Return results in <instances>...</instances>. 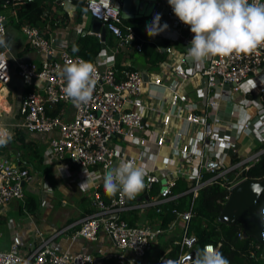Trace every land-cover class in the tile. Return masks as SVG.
Listing matches in <instances>:
<instances>
[{
  "label": "built area",
  "instance_id": "built-area-1",
  "mask_svg": "<svg viewBox=\"0 0 264 264\" xmlns=\"http://www.w3.org/2000/svg\"><path fill=\"white\" fill-rule=\"evenodd\" d=\"M32 1L4 0L1 4L4 8L17 7ZM85 6L89 15L115 37L111 57L88 60L57 49L53 36H46L33 24H20L29 48L43 58L38 62L17 61V74L25 80H40L43 85L23 95L16 109L14 104H8V110L0 107V125L7 127L12 137L18 132L51 133L43 154L44 162L61 180L76 184L83 192L90 193L92 199V212L64 230L76 226L72 239L88 241H96L102 231L111 239L112 249L98 256L81 251L58 253L49 246L51 238L39 233V242H34L29 249L22 250L18 242H13L0 250V264H102L106 259H113L117 264H145L144 257L165 229L158 222L129 223L122 217L123 212L154 208L156 213H161L164 204L176 198L172 188L179 179L186 181L188 188L184 192H191L193 198L213 183L226 186L230 193L235 184L246 179L242 172L264 152L261 148L250 155L233 158L238 153L235 138L241 132L257 135L264 141V46L251 54L212 56L197 64L185 59L194 34L170 7L166 14L168 27L157 36L181 43L184 51L180 56L182 66L172 70L175 78L164 82L161 74L138 69L130 62L116 63V55L123 50L142 51V40L112 0H86ZM6 23V15L0 13L4 35ZM4 51L2 48L0 54ZM165 51L174 53L171 46H166ZM76 59L92 62L97 74L91 101L79 107L65 96V81L60 75L65 64ZM163 64V68H169L168 63ZM10 68L8 58L6 68L0 70L4 72H0V90L6 88V92ZM190 72L195 74L196 85L205 94L203 110L185 89ZM147 89L157 90L152 97L160 103L148 99L151 94ZM226 104H230V109ZM243 104L255 107L257 113L246 114L242 111ZM10 113L13 116L8 121ZM150 113L159 114V128L146 123ZM7 145L0 146V214L12 201L24 204L26 186L34 180L31 169L15 161ZM123 160H135L145 168L143 194L129 199L117 193L104 201L98 191L103 175ZM231 174L234 177L229 181ZM154 185L159 188L152 195ZM41 186L45 194L52 192L47 180ZM177 216L184 222L179 243L190 249L196 243V237L186 232L192 211L186 210ZM174 223L175 220L169 227ZM208 245L216 249L211 243L204 244L202 249ZM169 260L172 259L159 258L157 264H166Z\"/></svg>",
  "mask_w": 264,
  "mask_h": 264
},
{
  "label": "crops",
  "instance_id": "crops-1",
  "mask_svg": "<svg viewBox=\"0 0 264 264\" xmlns=\"http://www.w3.org/2000/svg\"><path fill=\"white\" fill-rule=\"evenodd\" d=\"M3 1L4 0H0V13L5 14L7 17L6 28L8 29V32L5 38L10 40L13 43V47L11 48L10 53L14 52L18 57L22 58L26 55V52H27V55L30 56V59H26V60H32L34 62L40 61L43 58V55L29 48V46L26 43L25 37H22V39H20V42L16 40L17 43L16 41L13 40V37H10V34L13 31L12 27L14 25L18 26L19 19L16 13L18 7L8 6L4 8L1 4ZM77 1L79 0H44L42 3L40 23L36 27H38L40 31L43 32L46 36L51 35L54 37L55 39L54 46L57 49L68 50L88 60L98 61L103 58H110L112 47L115 45V42H116L115 37L110 32L107 31L105 42L102 45L99 35L91 31V23H92L93 18L89 15L86 9V6L85 5L80 6L77 3ZM14 12L16 14H14ZM152 19L153 18L151 17H144L140 19H137V18L125 19V20H131L136 26V29L130 23L126 21L125 22L131 25L135 29L138 37L141 40L152 42L153 44L156 45L158 49L163 51L165 54L163 60L159 61L156 65H151V63L148 62L147 57L142 54V51L138 52L133 49L132 50L126 49L120 52L118 55H116V58H115L116 63L120 65L122 63L130 62L133 67L142 69L144 71H148L154 75L161 74L164 82H170L171 80L175 78L173 71H172L173 68L177 65L182 66V64L180 63V56H181V52L184 51V48L182 47L181 43H171L170 41L163 39L162 37H159L157 35L152 36V37L147 35L146 25L149 24L152 21ZM168 22H169L168 18L165 15H162L160 19V24H165V23L168 24ZM164 40L167 41V43H164ZM166 46H171L174 53L173 54L167 53L165 51ZM33 51H34V54L31 53ZM163 63H168L169 68H163L164 66ZM189 74L191 77L189 81L187 82L185 89L188 92L189 97L193 99V101L197 102L198 108L200 110H203L205 109V105H204L205 94L201 89L197 87L195 74H192L191 72ZM24 81L26 85L20 91V97L18 99V103L21 97L25 95L28 91L41 89L43 85L42 81L37 80V79H30V80L24 79ZM152 91L153 92H150V90H148V92H150L151 94L150 96L147 94L148 99H151V100L153 98L152 96L157 92V90H152ZM5 92H6V88H3L2 90H0V107L2 108V110L9 109V105L4 99ZM153 100H155L157 104L160 103V101L157 99L153 98ZM225 106L226 108H228L230 107V104H226ZM242 108H243L242 111H244L248 115L253 116L254 114L257 113V110L255 109V107L250 106L248 104H243ZM7 116H8L7 119L11 120V117L13 115L10 113V115L7 114ZM226 116L225 118L229 119V117H226ZM174 122L176 123V120H174ZM146 123L148 124V126L152 128H155V129L159 128L160 126L159 114L153 115L150 113L146 118ZM29 134L32 137L30 139L36 141L34 137H37V135L35 134L31 135V133ZM235 139H236V144L238 146L237 147L238 153L237 155H234L233 157L234 159H237L238 157H244V156H247V155H250L256 152L258 150L259 145L264 143V141H261L257 135L256 136L254 134L246 135L242 132ZM12 140H13V137L11 141ZM11 141L9 142V145H7V150L10 151L11 157L15 161L19 162L20 164L24 166H28L34 175L33 182L26 186V200L27 199L29 200L30 198H32L33 202L37 205V200L39 199V201L43 200L44 204L48 205L49 198H52L54 196V190L51 187L52 192L49 194H45L43 192L41 183L43 180H47L49 184L51 182L46 177H44L45 174H43L42 172L43 170H40L38 169V167L34 166L35 163L34 164L32 163L34 161H32V159L28 155H26V153H24L23 148H21V150L16 149L17 152L14 154L13 152L14 148H13ZM42 163L43 165L47 166L46 163L44 162V159ZM47 169L50 170L48 166H47ZM56 184L58 185V188H59L58 191H60L59 194L61 196V199H60L61 204L66 205L67 200H68L69 202H72L71 205L73 206V212L77 209V211H75L77 215L71 214L65 219L64 225H63L64 227H67L68 225L77 222L83 216L87 215V213H85L86 209L93 210L92 204H91L92 199L91 197H87L88 196L87 194L91 195L90 193L83 192L74 183L68 184L63 181H60L59 179H57ZM142 194L143 192H140L138 195H142ZM28 196H31V197L29 198ZM177 196L178 195H176V197ZM26 200H25V203H26ZM15 202H14L15 207L19 209L22 208L23 211L28 214L29 219L30 220L32 219L31 221H33L34 223L38 221V219L34 218L36 211L34 212V214H30L26 210L25 203L22 204L20 202L21 204L17 205L15 204ZM11 203L2 213V215H4L5 217L7 216L5 220H8L9 222H11L10 229H12V232L8 236V238L11 240V243L18 242L20 245L23 246L24 250H26V249H29L30 246H32V244L37 241L39 233H41L43 237L51 238V240L49 241V246H50L52 241L58 236L57 233L60 229H57L56 231H54L53 233H50L49 235L48 234L44 235V231H46L47 233L48 230H50L48 226L44 225L46 228L44 231L42 230L41 227L29 226V229H28L29 235L28 236L23 235V232H21V229H20L21 227L15 226L13 220H11V218L9 217L8 213L10 212V206L13 205ZM76 203L79 205H77ZM163 208H162V212H163ZM153 211H155L154 208H149V209L142 210V211L128 210L122 213V217L124 214L129 213L131 216H133V218L134 217L136 218L134 223L136 222L138 223H142V222L157 223L158 222L162 225L161 220H157V218L153 216L152 214ZM177 215L173 219L169 220L165 225H162L165 231L159 236L158 240L153 244L151 250L144 257L143 262L145 264H157L159 258L171 259L167 256V254L171 250V247L173 244L179 243L181 239L179 240L178 237L182 238L183 230H184L183 229L184 222ZM174 220H175L174 225L169 227V224ZM75 227H72L69 229L74 230ZM77 239L78 238L72 239V235H71V238L63 239L59 243V245H55L53 248L52 247L50 248L58 253H63V252L75 253V252L81 251V252L91 253L92 255H95V256L108 253V252H103L101 250L92 251L87 246L82 245L80 243H76ZM90 242H94V241H90ZM111 245H112V242H111ZM161 247H164V251L159 255L158 253ZM192 251L197 253V250H194V249L192 250V248L190 249L188 248L185 250L184 255L182 257L187 256Z\"/></svg>",
  "mask_w": 264,
  "mask_h": 264
},
{
  "label": "clouds",
  "instance_id": "clouds-1",
  "mask_svg": "<svg viewBox=\"0 0 264 264\" xmlns=\"http://www.w3.org/2000/svg\"><path fill=\"white\" fill-rule=\"evenodd\" d=\"M178 19L189 26L194 34L185 59L202 64L212 56H229L233 53L251 54L264 46V2L261 0H167ZM119 11V8L116 7ZM161 14L155 13L146 25L150 37L165 30L160 24ZM13 43L5 38L0 27V70L6 68ZM3 72V71H0ZM4 73V72H3ZM65 81L63 92L76 106L87 105L97 83L95 65L84 59L69 61L60 73ZM7 76V75H6ZM8 78V77H7ZM13 133L0 125V146L8 144ZM146 170L135 160H123L103 175L106 195L117 193L134 199L145 187ZM166 264H230V261L211 245L198 251L194 258L180 257Z\"/></svg>",
  "mask_w": 264,
  "mask_h": 264
},
{
  "label": "trees",
  "instance_id": "trees-1",
  "mask_svg": "<svg viewBox=\"0 0 264 264\" xmlns=\"http://www.w3.org/2000/svg\"><path fill=\"white\" fill-rule=\"evenodd\" d=\"M43 1L34 0L17 6L18 26L23 22L37 26L40 23ZM77 3L80 6L85 5L84 0H79ZM125 21L133 25L136 29V26L131 20ZM164 43H167V41L164 40ZM142 54L147 57L151 65H156L165 56L164 52L158 49L155 44L145 40H142ZM13 139L20 144L21 148L27 149L28 156L34 161L32 163L36 164L34 166L43 170L42 172L45 174L47 166L42 163L43 155L39 151L37 144L26 141L23 132L16 133ZM259 148H264V143L260 144ZM242 176L249 179L264 180V152L261 153L257 161L251 163L248 169L242 172ZM158 188L157 185H154L150 193L155 195ZM187 188L185 180H177L175 186L172 188V194L178 196L175 199L169 200L164 205L163 212L156 213L153 211V216L157 220H161L162 225H165L178 213L191 210L192 217L188 222L186 232L196 237V243L192 247V250H197L198 253L204 244L211 243L216 247V250L220 251L230 261V264H262L260 257L262 250L261 244L252 235H239L243 234V224L240 221L227 224L218 219L229 196L226 186L220 183H213L200 190L196 198L192 197L191 192H184ZM98 191L104 201H108L110 196L105 194L103 184L99 187ZM28 207L32 212L36 208V204L32 198L28 200ZM91 211L92 209H86L85 213L88 214ZM123 218L129 223H134L136 219L129 213L124 214ZM178 239L180 240L181 237H178ZM164 247H161L158 253L159 255L164 251ZM185 250L184 247H181L180 243L173 244L167 256L175 260L184 254ZM102 264L117 263L113 259H106Z\"/></svg>",
  "mask_w": 264,
  "mask_h": 264
},
{
  "label": "rangeland",
  "instance_id": "rangeland-1",
  "mask_svg": "<svg viewBox=\"0 0 264 264\" xmlns=\"http://www.w3.org/2000/svg\"><path fill=\"white\" fill-rule=\"evenodd\" d=\"M12 26V25H11ZM13 31L10 34V37H13L14 41H18L20 42V39H22L23 34L20 30L19 26H13L12 27ZM8 29L6 28V33H5V37L7 35ZM16 41V43H17ZM15 44V43H14ZM1 49V48H0ZM14 51V50H13ZM32 54H34V51L31 52ZM11 56L9 57L10 61H11V68H10V81L7 84V91L5 92V99L6 102L8 104H14L15 108L17 107L18 104V99L20 97V91L23 87H25L26 83L24 81V79H22L21 77H19V75L17 74V67H16V62L17 61H22V60H26V59H30V56L26 55L22 58L18 57L14 52L10 53ZM14 93V95H13ZM7 119V118H6ZM8 121L10 119H7ZM37 135V137H34L37 141H34L30 138H32L30 136V134H25V138L26 141H31V142H35L37 144V147L39 149V151L43 154V152H45V150L47 149L48 146V138L51 136V133L45 134V133H31V135ZM12 145H13V152L14 154L17 152L16 149H20L21 150V146L20 144L15 141L14 139L11 141ZM24 149V153L27 154V149ZM51 170V169H50ZM47 169V171L45 172V176L51 183V187L54 190V196L52 198H49V204L45 205L43 200L39 199L37 200V205H36V210L34 209V211H30L29 207H28V199L26 200L25 203V207L26 210L30 213V214H34L35 216L34 218L38 219V221H36L35 223L33 221H31L29 219V216L26 212L23 211V209H19L17 207H15L14 202L12 201L10 206V212L9 217L11 218V220H13L15 226H20L21 228V232H23V235H29V226L31 227H41L42 230L44 231L46 228L44 225L48 226L50 230H48V232L46 233V231H44V235L45 234H50L53 233L54 231H56L57 229H60L58 231V236L52 241V243L50 244V247H54L55 245H59V243L63 240V239H68L71 238V235L73 233V229H65L64 230V221L65 219L71 215V214H76L75 211H77V209L73 212V206L71 205L72 202H69L67 200V204L63 205L61 204V196L59 194L60 191L58 188V185L56 184L57 179L61 180L58 176H56L52 171H50ZM44 174V173H43ZM64 182V181H63ZM66 183V182H65ZM87 197H91V195L87 194ZM29 198L31 196H28ZM15 204H21L19 201H16ZM77 204V203H76ZM79 205V204H77ZM75 209V207H74ZM77 215V214H76ZM7 217V216H6ZM4 215H0V250L3 249H7L11 243V240L8 238V236L11 234L12 229H10V224L11 222H9L8 220H5L6 218ZM31 221V222H30ZM63 230V231H62ZM25 236V237H27ZM39 242V238L37 239L36 243ZM76 243H80L82 245L87 246L88 248H90V250L95 251V250H101L103 252H109L112 249V245H111V239L109 238V236H107L106 234H104L102 231L99 232L98 234V238L96 241L94 242H90L86 239L83 238H78ZM21 249L24 250L23 246L21 245Z\"/></svg>",
  "mask_w": 264,
  "mask_h": 264
},
{
  "label": "water",
  "instance_id": "water-1",
  "mask_svg": "<svg viewBox=\"0 0 264 264\" xmlns=\"http://www.w3.org/2000/svg\"><path fill=\"white\" fill-rule=\"evenodd\" d=\"M112 3L120 9L124 19L153 18L155 13L166 16L171 7L167 0H112ZM91 31L99 35L103 45L107 30L99 20L93 18ZM233 177V174L229 175V181ZM218 219L227 224L240 221L244 228L243 235H252L261 244L260 257L264 264V180L246 178L235 184ZM196 255L192 251L184 259L189 260Z\"/></svg>",
  "mask_w": 264,
  "mask_h": 264
}]
</instances>
